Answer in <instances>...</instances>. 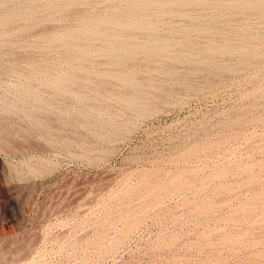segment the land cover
Here are the masks:
<instances>
[{"label":"rangeland","instance_id":"1","mask_svg":"<svg viewBox=\"0 0 264 264\" xmlns=\"http://www.w3.org/2000/svg\"><path fill=\"white\" fill-rule=\"evenodd\" d=\"M156 1L0 0V264H264V0Z\"/></svg>","mask_w":264,"mask_h":264},{"label":"bare ground","instance_id":"2","mask_svg":"<svg viewBox=\"0 0 264 264\" xmlns=\"http://www.w3.org/2000/svg\"><path fill=\"white\" fill-rule=\"evenodd\" d=\"M129 1H130V0H129ZM131 1H132V0H131ZM143 1H144V0H142V3H143ZM149 1H151V0H149ZM157 1H158V0H157ZM157 1H156V2H157ZM163 1H164V0H163ZM163 1H161V2H163ZM180 1H181V0H180ZM180 1H179V2H180ZM211 1H212V0H211ZM218 1H219V0H218ZM220 1H221V0H220ZM229 1H230V0L226 1L225 3L229 2ZM136 2H137V1H136ZM138 2H139V1H138ZM159 2H160V1H159ZM159 2H158V3H159ZM167 2H168V0H167ZM170 2H171V0H170ZM172 2H173V1H172ZM175 2H176V1H175ZM200 2H204V0H203V1H200ZM206 2H207V0H206ZM222 2H223V1H222ZM232 2H233V1H232ZM241 2H242V1H241ZM245 2H247V3L249 2V3H250L251 0H249V1H248V0H245ZM245 2H244V3H245ZM253 2H254V1H253ZM127 3H130V2H128V0H127ZM134 3H135V2H134ZM134 3H133V4H134ZM148 3H149V2H148ZM152 3H153V1H152ZM164 3H165V1H164ZM177 3H178V2H177ZM207 3H208V2H207ZM212 3H213V2H212ZM218 3H219V2H218ZM225 3H224V4H225ZM229 3H231V2H229ZM235 3H236V2H235ZM139 4H140V3H139ZM156 4H157V3H156ZM169 4H171V3H169ZM174 4H175V3H174ZM216 4H217V1H216ZM239 4H240V3H239ZM245 4H246V3H245ZM245 4H243V6H245ZM131 5H132V4H131ZM131 5H130V6H131ZM135 5H138V4L136 3V4L132 5V6H135ZM147 5H148V4H147ZM149 5H152V4L149 3ZM162 5H163V4H162ZM219 5H220V4H219ZM221 5H223V3H221ZM227 5H228V4H227ZM240 5H241V4H240ZM254 5H256V3H255ZM254 5H253V6H254ZM140 6H142V5H140ZM152 6H153V5H152ZM158 6H159V5H158ZM223 6H224V5H223ZM231 6L234 7L235 5H234V6L231 5ZM236 6H237V5H236ZM246 6H247V8L249 9L250 6H252V5H250V6H249V5H246ZM246 6H245V7H246ZM248 6H249V7H248ZM150 7H151V6H150ZM150 7L148 6V8H150ZM245 7H244V8H245ZM145 8H146V7H145ZM256 8H257V5H256ZM256 8H255V9H256ZM258 8H259V7H258ZM253 9H254V8H253ZM133 10H134V9H133ZM143 10H144V9H143ZM146 10H147V9H146ZM149 10H151V9H149ZM199 10H200V9H199ZM255 11H256V10H255ZM178 12H179V11H178ZM182 13H185V12H182V11H181V14H182ZM131 14H133V13L131 12ZM187 14H188V13H187ZM187 14H186V15H187ZM177 15H178V14H177ZM182 15H183V14H182ZM186 15H185V16H186ZM131 16H132V15H131ZM179 16H180V14H179ZM131 18H132V17H131ZM128 20H129V19H128ZM147 20H148V19H147ZM118 21H119V20H118ZM139 21H140V20H139ZM150 21H151V19H150ZM131 22H132V21H131ZM135 22H136V21H135ZM162 22H163V21H162ZM178 22H179V21H178ZM185 22H186V21H185ZM192 22H193V21H192ZM152 23H154V22H152ZM186 23H188V22H186ZM131 24H133V22H132ZM131 24H129V25H131ZM136 24H137V23H136ZM140 24H141V23H139V25H140ZM143 24H144V22H143ZM148 24H150V25H148ZM155 24H156V23H155ZM175 24H176V23H175ZM178 24H179V23H178ZM184 24H185V23H184ZM188 24H190V23H188ZM133 25H135V24H133ZM139 25H137V26H139ZM146 25H148L147 27H151V25L153 26V24H151V22L147 23V21H146ZM180 25H182V24H180ZM192 25H194V24H192ZM144 26H145V25H144ZM144 26H141V28H142V29H143V28L146 29L147 27H146V26L144 27ZM182 26H183V25H182ZM184 26H185V25H184ZM198 26H199V25H198ZM198 26H197V27H198ZM133 27H134V26H133ZM185 27L188 28V27H190V25H188V27H187V24H186ZM199 27H201V26H199ZM151 29H153V28H151ZM200 29H201V28H200ZM146 30H150V28H148V29H146ZM170 30H171V29H170ZM91 31H92V30H91ZM92 32H93V31H92ZM113 32H114V31H113ZM170 32H171V31H170ZM105 33H108V32H105ZM169 36H170V38H172L171 35H169ZM169 36H167V37H169ZM167 37H165V38H167ZM242 37H243V36H242ZM40 38H41V37H40ZM149 38L155 40V38H153V37H150V36H149ZM156 38H157V37H156ZM159 38H160V37H159ZM159 38L156 39V41L161 40V39H159ZM161 38H164V37H161ZM165 38H164L162 41L166 40ZM170 38H169L168 42L171 41ZM113 39H114V38H113ZM128 39H129V38H128ZM128 39H126V40H128ZM140 39H142V38H140ZM146 39H147V38H144V40H142V42H149V41H150V39L147 40V41H145ZM114 40H115V39H114ZM124 40H125V39H124ZM124 40H123V41H124ZM126 40H125V41H126ZM131 40H132V39H131ZM136 40H137V39H136ZM119 41H120V40H119ZM125 41H124V42H125ZM138 41H139V40H137V42H138ZM187 41H189V40L187 39ZM213 41H214V40H213ZM130 42H131V41H130ZM159 42H161V41H159ZM168 42H167V45H168ZM173 42H174V41H173ZM133 43L135 44V42H133ZM133 43H131V44H133ZM155 43H156V42L151 41V44H152V45L155 44ZM164 43H166V42H164ZM171 43H172V42H171ZM139 44H140V43H139ZM139 44H138V45H139ZM142 44H143V43H142ZM142 44H141V45H142ZM158 44H159V45H158ZM158 44L156 43L155 45L160 46V45L162 44V42H161V44H160V43H158ZM177 44H179V43H177ZM81 45H82V44H81ZM135 45H136V44H135ZM162 45L165 47L166 44H162ZM167 45H166V46H167ZM131 46H134V45H131ZM139 46H140V45H139ZM157 46H155V47H157ZM163 46H162V47H163ZM155 47H154V48H155ZM160 47H161V46H160ZM135 48H136V47H135ZM142 48H143V47H142ZM165 48H166V47H165ZM110 49H111V47H110ZM163 49H164V48H163ZM163 49H160V50L163 51ZM231 49H232V48H231ZM111 50H113V48H112ZM114 50H116V49H114ZM118 50H119V49H118ZM121 50H122V49H121ZM124 50H125V49H124ZM227 50H228V49H227ZM126 51H128V50H126ZM231 51H232V50H231ZM116 52H118V51H116ZM123 52H124V51H123ZM228 52H230V51H228ZM124 56H125V54H124ZM26 58H27V57H26ZM153 72H154V71H153ZM126 74H127V73H126ZM131 80H132V78H131ZM60 81H61V79H60ZM123 81H124V80H123ZM127 81H128V80H127ZM129 81H130V80H129ZM58 83H59V82H58ZM21 84H22V83H21ZM59 84H60V83H59ZM61 85H62V84H61ZM66 86H67V85H66ZM58 88H59V86H58ZM18 92H19V91H18ZM20 95H21V93H20ZM25 95H26V94H25ZM35 99H36V98H35ZM41 100H45V98H44V99L41 98ZM45 101H46V100H45ZM37 102H38V101H37ZM135 102H136V101H135ZM34 103H35V102H34ZM7 104H8V102H7ZM35 105H36V104H35ZM41 106H42V105H41ZM65 106H66V105H65ZM142 106H143V105H142ZM0 109H1V108H0ZM26 112H27V111H26ZM23 113H24V111H23ZM30 117H31V116H30Z\"/></svg>","mask_w":264,"mask_h":264}]
</instances>
